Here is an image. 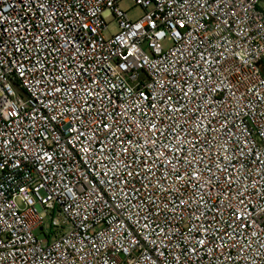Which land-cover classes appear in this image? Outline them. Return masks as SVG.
Segmentation results:
<instances>
[{
    "label": "built area",
    "instance_id": "2783aa9c",
    "mask_svg": "<svg viewBox=\"0 0 264 264\" xmlns=\"http://www.w3.org/2000/svg\"><path fill=\"white\" fill-rule=\"evenodd\" d=\"M121 1L0 0V264H264L261 0Z\"/></svg>",
    "mask_w": 264,
    "mask_h": 264
},
{
    "label": "rangeland",
    "instance_id": "374dc122",
    "mask_svg": "<svg viewBox=\"0 0 264 264\" xmlns=\"http://www.w3.org/2000/svg\"><path fill=\"white\" fill-rule=\"evenodd\" d=\"M119 6L122 10H124L128 17L130 19H136L142 14V10L134 5V2L132 0H122L119 3ZM106 21L109 23L108 25V31L105 33L106 36L110 35V33H114L117 29L116 23L113 21L112 17H108ZM35 234L38 233V231H34Z\"/></svg>",
    "mask_w": 264,
    "mask_h": 264
},
{
    "label": "crops",
    "instance_id": "0c3cea01",
    "mask_svg": "<svg viewBox=\"0 0 264 264\" xmlns=\"http://www.w3.org/2000/svg\"><path fill=\"white\" fill-rule=\"evenodd\" d=\"M261 7L264 9V0H261Z\"/></svg>",
    "mask_w": 264,
    "mask_h": 264
}]
</instances>
